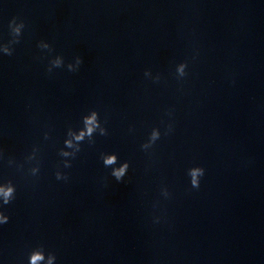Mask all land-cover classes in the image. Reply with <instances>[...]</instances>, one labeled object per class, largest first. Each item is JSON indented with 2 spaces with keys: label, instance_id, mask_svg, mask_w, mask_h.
<instances>
[{
  "label": "clouds",
  "instance_id": "9594fccd",
  "mask_svg": "<svg viewBox=\"0 0 264 264\" xmlns=\"http://www.w3.org/2000/svg\"><path fill=\"white\" fill-rule=\"evenodd\" d=\"M25 28V23L23 20L17 22V18L14 17L9 22V30L11 34V39L7 43L0 44V53L4 55L11 56L14 52V45L20 43V37L22 35V31ZM38 47L41 50H47L49 53L53 51L52 46L46 41H40L38 43ZM198 55V53H197ZM196 57L194 56L193 59ZM83 63V59L80 56H76L74 58V62H70L67 64V70L69 72H77L80 66ZM64 67V58L61 55H56L53 59L49 62V67L47 71L49 73L52 72L54 68H61ZM188 69V62L183 61L175 66V75L177 80L182 81L187 75ZM144 77L147 79H151L154 83H159L161 80V75L157 73L153 75L150 69H146L144 71ZM167 115L171 116V110L168 111ZM82 127L79 129H72L69 128L66 133V138L64 139V147L59 149L58 155L62 157L61 164L63 168H71L72 163L71 160L74 159L81 151L82 143L87 140L89 144L95 143L94 136L98 133L100 136L108 135L107 129L101 123L99 113L96 110L89 111L86 115L82 116ZM163 123V121H162ZM173 124L168 123L165 126L164 135H168L173 131ZM130 131L133 129L130 128ZM161 138V131L158 127L152 128L148 140L141 145V149L144 151H148L153 145ZM44 139H50V135L48 132L44 133ZM38 147H33L30 154L25 157V163L31 165L26 172L27 176L38 178L41 170V160L38 157L39 153ZM3 157V153L0 152V158ZM101 160L103 165L106 168H111L110 175L115 178L117 182L123 180L126 176L130 164L128 161H123L117 165L118 156L116 153H102ZM8 165L15 166L17 171L23 172L25 170V163H18L13 158H8L7 160ZM60 169V165L57 166V170L54 173L56 180L60 181H67L69 176L67 173L62 172ZM187 175L190 179V185L193 189H199L201 178L205 175V169L201 166L194 165L187 170ZM16 185L13 183L12 180H7L5 182H0V209L4 208L5 206L11 204L16 199ZM161 194L168 198L170 193L167 187H163L161 189ZM9 216L5 214L4 211L0 210V225L7 224L9 222ZM158 218H157V221ZM57 256L54 252H45L44 246L39 245L36 248L32 249L29 254L28 264H56Z\"/></svg>",
  "mask_w": 264,
  "mask_h": 264
}]
</instances>
